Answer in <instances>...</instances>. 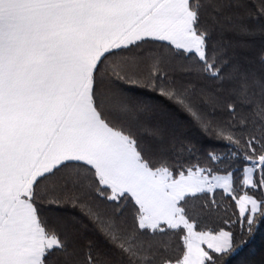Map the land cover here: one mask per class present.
Masks as SVG:
<instances>
[{"label":"snow or ice","instance_id":"snow-or-ice-1","mask_svg":"<svg viewBox=\"0 0 264 264\" xmlns=\"http://www.w3.org/2000/svg\"><path fill=\"white\" fill-rule=\"evenodd\" d=\"M0 264H264V0H0Z\"/></svg>","mask_w":264,"mask_h":264},{"label":"trees","instance_id":"trees-1","mask_svg":"<svg viewBox=\"0 0 264 264\" xmlns=\"http://www.w3.org/2000/svg\"><path fill=\"white\" fill-rule=\"evenodd\" d=\"M260 242H259V240L257 241V244H259Z\"/></svg>","mask_w":264,"mask_h":264}]
</instances>
